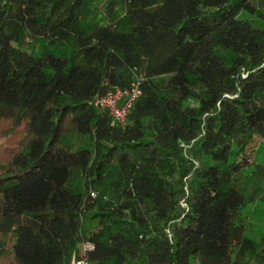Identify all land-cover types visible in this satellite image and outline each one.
<instances>
[{"label":"trees","instance_id":"obj_1","mask_svg":"<svg viewBox=\"0 0 264 264\" xmlns=\"http://www.w3.org/2000/svg\"><path fill=\"white\" fill-rule=\"evenodd\" d=\"M93 1L0 0V117L23 123L0 152V257L70 264L90 242L91 264H264L243 214L264 175V0ZM136 77L112 125L91 101Z\"/></svg>","mask_w":264,"mask_h":264},{"label":"rangeland","instance_id":"obj_2","mask_svg":"<svg viewBox=\"0 0 264 264\" xmlns=\"http://www.w3.org/2000/svg\"><path fill=\"white\" fill-rule=\"evenodd\" d=\"M103 3L104 0H94L92 4V6L96 9H101L100 13H102V15L104 11ZM22 129L23 123L14 125L8 118L0 117V152L7 147L13 146L18 140H20L22 136ZM255 141L258 143L260 139H256ZM260 143H262L263 146L259 148V151L256 154V160L259 163H264V140ZM2 163L3 159L0 155V173L2 172ZM251 168L252 167L250 166L244 171L249 172ZM71 182L74 190L81 189L85 186L84 177H82L79 173L73 174ZM257 189V194L259 196L258 199L252 203H248L243 210V214L245 216L244 218L246 219L244 220L246 224V231H249V236L254 239H258L260 235L264 233V175ZM92 222L94 224L95 220Z\"/></svg>","mask_w":264,"mask_h":264},{"label":"built area","instance_id":"obj_3","mask_svg":"<svg viewBox=\"0 0 264 264\" xmlns=\"http://www.w3.org/2000/svg\"><path fill=\"white\" fill-rule=\"evenodd\" d=\"M106 85L107 82H104ZM140 78L136 77L131 84L121 89L119 87L108 88L102 95H96L91 103L99 111L106 110L111 117V124L124 123L125 115L132 101L140 94ZM94 196V193H91ZM93 249V244L84 242L79 255H73L70 264H91L87 258V252Z\"/></svg>","mask_w":264,"mask_h":264},{"label":"crops","instance_id":"obj_4","mask_svg":"<svg viewBox=\"0 0 264 264\" xmlns=\"http://www.w3.org/2000/svg\"><path fill=\"white\" fill-rule=\"evenodd\" d=\"M13 228V223H10L5 216L0 212V245H5L10 233V229ZM83 244V243H82ZM82 245L79 246L81 250ZM0 264H12L9 260L4 261V258L0 257Z\"/></svg>","mask_w":264,"mask_h":264}]
</instances>
